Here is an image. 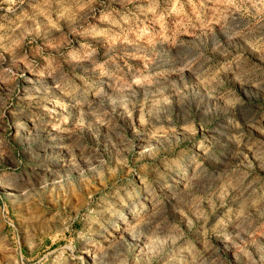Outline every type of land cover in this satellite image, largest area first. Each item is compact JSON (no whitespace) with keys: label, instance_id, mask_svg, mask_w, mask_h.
<instances>
[{"label":"rangeland","instance_id":"rangeland-1","mask_svg":"<svg viewBox=\"0 0 264 264\" xmlns=\"http://www.w3.org/2000/svg\"><path fill=\"white\" fill-rule=\"evenodd\" d=\"M0 264H264V0H0Z\"/></svg>","mask_w":264,"mask_h":264}]
</instances>
